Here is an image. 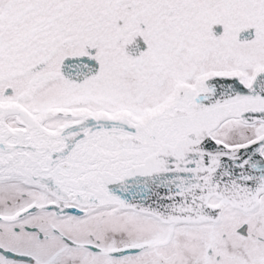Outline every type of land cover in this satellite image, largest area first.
<instances>
[{"label": "snow or ice", "instance_id": "snow-or-ice-1", "mask_svg": "<svg viewBox=\"0 0 264 264\" xmlns=\"http://www.w3.org/2000/svg\"><path fill=\"white\" fill-rule=\"evenodd\" d=\"M0 264H264V0H0Z\"/></svg>", "mask_w": 264, "mask_h": 264}]
</instances>
